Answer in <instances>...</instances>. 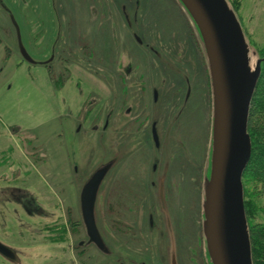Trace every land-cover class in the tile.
I'll use <instances>...</instances> for the list:
<instances>
[{"label":"rangeland","instance_id":"obj_1","mask_svg":"<svg viewBox=\"0 0 264 264\" xmlns=\"http://www.w3.org/2000/svg\"><path fill=\"white\" fill-rule=\"evenodd\" d=\"M93 1L96 3L99 0H6L10 4L9 11L0 4V143L10 142L15 148L16 156L22 160L24 157L20 143H23L22 149L27 155L34 153V150L30 151L24 144V136L7 138L8 135L15 137L16 128H20L38 146L36 157L44 160L37 169L43 185L37 184L34 190L31 187L35 183H28V191L47 212L44 217L28 216L19 204L7 201V197L0 194V242L17 254L18 264H107V260L96 248L78 247V242L85 239L77 210L78 197L80 198L84 185L99 166L108 159L119 158V155L128 152L130 148L137 147L140 138L124 142L125 148L119 146L117 142L121 143L123 136L114 131L117 121L111 113L116 111L117 103L110 100L111 96L104 84L84 68L87 55L81 47L86 44V33L94 29L98 33L104 31L98 26L94 27L95 23L89 17L91 12L87 15L89 9L87 11L86 6ZM160 1V11H148L145 17L144 9L141 18L146 20L135 30L144 41L156 47L162 60H158L147 49L140 48L141 46H136L133 54L139 63L141 74L147 79L149 91L155 87L160 90L159 104L152 108V112L156 115L162 113L166 119L171 118L177 111L185 92L184 80L179 70L187 69L189 76L194 79V96L199 91V96L205 98V91L209 88L205 84L208 79L206 67L204 66L203 77L198 74L199 62L191 38L180 40L185 48L180 53L169 34L163 35L156 26L159 17H166L172 24V31L180 29L185 32L189 29L176 5L169 0ZM234 1L251 46L264 49V0ZM109 2V11L112 10L114 15L120 14L119 5L110 6L115 0ZM122 2L127 10L131 8V0ZM6 13L9 19L12 18L11 22L6 18ZM57 14H70L72 20L69 22L61 18L59 23L57 18L52 17ZM14 16L19 20L16 24ZM24 18L26 20L23 21ZM117 28L119 31L121 28L122 32L126 30L121 21L117 22ZM19 29L21 36L18 34ZM22 45L35 62L34 65L24 61ZM198 53L201 54L199 48ZM61 62L64 64L60 65ZM45 66L51 68L54 76L58 74L57 79L51 80ZM63 69H66L65 73ZM59 73L63 76L59 77ZM106 118H110L109 129L102 132ZM209 143L210 137L205 146L207 154ZM117 171L114 168L100 187L95 209V217L107 236V243L116 252L118 235L115 229L106 228L103 194L110 192L112 186L119 182ZM134 172V175L141 177L139 170ZM134 177L138 180L136 183L126 180L125 184L138 186L144 197L138 216L139 222L143 224L148 222V209L145 206L151 203L149 196L155 194L156 185L154 186V182L151 184ZM118 184L122 185L121 182ZM201 184L200 177L190 182L184 180L181 183L182 201L176 200L177 194L176 201L172 198V216L177 226L178 264H209L204 253L202 234ZM42 189L44 194H41ZM69 207L73 212L70 222L75 224V238L72 242L67 233L62 241H58L56 220L61 215L59 219L65 225V213ZM177 207L186 209L181 211ZM159 217L154 213V220L158 225L161 222ZM111 220L115 221L110 217L109 221ZM65 227L68 231V227ZM138 232L146 235L143 242L139 240L142 248L133 247L132 244L125 250L120 249L124 262L133 259L144 261L145 264H163V261L168 264V251L167 257L163 252L168 242L162 240L157 231L148 235L143 225ZM108 261L115 264L114 257L112 259L109 256ZM0 264L15 263L0 256Z\"/></svg>","mask_w":264,"mask_h":264},{"label":"flooded vegetation","instance_id":"obj_2","mask_svg":"<svg viewBox=\"0 0 264 264\" xmlns=\"http://www.w3.org/2000/svg\"><path fill=\"white\" fill-rule=\"evenodd\" d=\"M51 1L56 2V0ZM122 1L123 0H115V3L110 5L112 7L115 6L114 4L119 5L120 14L116 15H114L112 10L109 11L108 9L109 4H111L109 0H99L96 3L93 1L92 4L86 6L87 11L89 9L87 15L91 12L89 17L92 19L93 23H95L94 27L96 28L98 26L100 29H104V31H100V33L95 31V29L88 31L86 33V44L81 48L85 50L87 55L85 58L86 61L84 62V68L104 84L109 96H111L109 97L110 100L117 103L116 111L114 110L111 112L117 121V126L114 131H116L117 134L121 133L123 136L121 143H117L119 146L124 147V142L126 141L132 142L138 138H140V141L137 147L134 149L130 148L128 152L126 151L121 156L119 155V158L112 157L103 163L106 164L110 161H114L113 166L105 176L102 184L114 168L118 170V183H122V185L117 183L112 186L110 192L107 194L104 192L103 194L105 202V225L108 229H115L118 235L117 252L111 250L107 243V236L104 230L100 228L96 217V224L106 248L100 250L93 243H88L89 236L82 219L79 197L77 210L80 217L81 231L85 239L78 242V247H80V249H86L87 247L96 248L101 256L107 260V264H110L108 261L109 256L112 259L114 257L115 264H145L144 261L139 262L133 259H128V262H124L123 252L120 249L125 250L132 244L133 247L142 248L139 240H142L143 242L146 239V235L143 233L139 234L138 230L141 229L143 225L144 228L146 227L148 235L150 233L155 234L157 231L160 234L161 239L168 242L167 248L163 252L165 253V256L167 251L169 253L170 238L166 226V214L161 202L160 189L162 185V195L166 204V210L171 219L176 241L177 226L175 225L172 216L173 201L176 198L175 194H177L176 200L182 201V181L188 180L190 182L191 180H196L200 177L203 182L205 176V166L207 161V151L205 152V146L206 141L210 137L211 131V90L208 78L205 84L209 90L205 91V98L199 96V91H196L194 96V79L189 76V71L183 68L179 70V72L184 80L185 92L179 108L171 118L167 117L166 119L162 113H158L157 115L153 113L152 108L159 104L160 90L155 87L149 91V85L146 82L147 79L141 74L139 63L133 52L136 46H141L140 48L147 49V51L158 60H162V56L157 51L156 47L151 43L144 41L139 32L135 30L136 27L144 23L146 20L143 17L141 18L144 9L146 10V13H144L145 17H147L148 11L151 13L155 10L160 11L161 1L146 0L145 2H142L141 0H131V8L128 10L127 6L124 5ZM169 2L176 5L182 13L186 27L189 29L185 32L180 29L172 31V24L166 19V17H159L156 26L160 28L159 31L163 33V35L169 34L172 41L176 42L174 43L177 45L178 52L180 53H183L185 50L184 46L180 44V40L191 38L193 42L192 47L196 50L198 58L197 62H199L198 71L200 72L198 74L200 77H203L205 71L204 66L206 67V65L202 53H198V48L200 49V47L196 35L177 2L175 0H169ZM0 4L2 7H6L8 9L7 11H9L10 4L7 3L6 0H0ZM65 10L67 11V8H65ZM52 17L54 19L57 18L56 21L59 23L61 18L67 19L69 22L72 20V15L70 14H62V16L57 14L52 15ZM6 18L9 19L7 13ZM14 19L15 24L19 22L16 16H14ZM9 20L11 22L12 18ZM24 20L26 19L24 18L23 21ZM118 21H121L125 26V32H122L121 28L120 31L118 30ZM13 31L16 32L14 28ZM18 34L21 36L20 29ZM59 64L63 65L64 63L61 62ZM45 67L50 73L51 80H55V78L57 79L58 74L55 75V77L51 68L49 66ZM65 72L66 69H63V73ZM61 76L63 75L59 73V77ZM200 88L201 86L199 89ZM109 125L110 118H106L104 120L102 132H106L109 129ZM16 131L17 133L15 137L8 135L7 138H18L20 135L24 136L26 140L24 144H26V147L30 151L34 150L35 152L27 155L22 149L23 143H20L19 147L25 159L22 160L19 156H16L15 148L10 142L4 141L3 143H0V194L7 197V201L19 204L28 216L42 218L47 212L41 205L37 204V199L28 191V183H35V185L31 187V189L34 190L36 189L37 184L40 183L43 185L37 169L44 163V160L36 157L38 155V146L29 140V136L26 135L27 132L22 133L23 130L20 128H16ZM125 156L129 157L125 158ZM134 170H139L141 177L138 176V174L134 175ZM209 172L210 170L208 173ZM134 176L148 181L151 184L154 182V186L156 185L155 194L152 193L153 195L149 196L151 203H146L148 205L145 206V208L148 209V222L143 224L139 222L138 216L142 209L141 201H143L144 197L140 193L138 186L135 185V187L132 184H125L126 180L127 182L136 183L138 180H136ZM129 189H132V191H127ZM43 190L44 189H42L43 193L41 194H44ZM171 194H173V196H171ZM172 198H174V200H172ZM179 204L181 205L180 202ZM177 208L181 211H185L186 209V207ZM72 213L70 207L66 209L65 215L67 220L65 225L64 222L59 219L61 218V215L57 218L56 223L58 227L55 231L57 232L58 241H62L67 233H69L71 241H74L75 224H71L70 222V216L72 217ZM154 213L160 216V225L155 222ZM110 217L115 221H109ZM65 226L68 227V231ZM121 236L122 238L120 239ZM124 236L126 238H123ZM133 237L134 239H132ZM0 245L6 249L5 252H3L4 254L0 251V256L10 262L18 264L19 260L17 254L13 252L12 248L5 246L1 242ZM73 250H76V246L73 247ZM163 252L162 255L164 256ZM166 259L167 258H165V261ZM163 264H165L164 261Z\"/></svg>","mask_w":264,"mask_h":264},{"label":"water","instance_id":"obj_3","mask_svg":"<svg viewBox=\"0 0 264 264\" xmlns=\"http://www.w3.org/2000/svg\"><path fill=\"white\" fill-rule=\"evenodd\" d=\"M175 1L196 35L211 90V134L201 187L204 253L209 264H253L242 180L252 155L248 122L264 58L251 46L229 0ZM21 52L26 62L35 63L22 46ZM113 164L110 161L99 166L79 198L88 243L100 250L106 245L96 224L95 205L102 181ZM162 190L163 185L160 191L170 238L169 264H178L174 230ZM5 250L0 245L2 254Z\"/></svg>","mask_w":264,"mask_h":264},{"label":"trees","instance_id":"obj_4","mask_svg":"<svg viewBox=\"0 0 264 264\" xmlns=\"http://www.w3.org/2000/svg\"><path fill=\"white\" fill-rule=\"evenodd\" d=\"M229 1L238 14L235 1ZM256 49L260 57L264 58V49ZM248 132L252 142V155L242 180L244 207L250 229L253 264H264V62L250 107Z\"/></svg>","mask_w":264,"mask_h":264}]
</instances>
